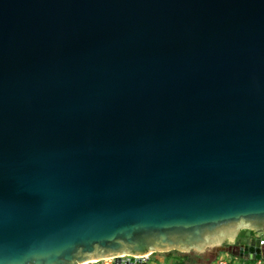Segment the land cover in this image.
Segmentation results:
<instances>
[{"label": "water", "instance_id": "95a60500", "mask_svg": "<svg viewBox=\"0 0 264 264\" xmlns=\"http://www.w3.org/2000/svg\"><path fill=\"white\" fill-rule=\"evenodd\" d=\"M261 238L264 0H0V264Z\"/></svg>", "mask_w": 264, "mask_h": 264}, {"label": "built area", "instance_id": "2783aa9c", "mask_svg": "<svg viewBox=\"0 0 264 264\" xmlns=\"http://www.w3.org/2000/svg\"><path fill=\"white\" fill-rule=\"evenodd\" d=\"M261 248H264V238L260 241ZM163 253H153L150 255H120L114 258L100 259L84 264H170L166 259L159 257ZM210 264H264V258L261 260H250L247 256L241 258L238 256H230L226 254L225 258H219Z\"/></svg>", "mask_w": 264, "mask_h": 264}, {"label": "rangeland", "instance_id": "374dc122", "mask_svg": "<svg viewBox=\"0 0 264 264\" xmlns=\"http://www.w3.org/2000/svg\"><path fill=\"white\" fill-rule=\"evenodd\" d=\"M159 257L161 259H166L167 263H170V264H173L175 262V258H177V257L185 258L186 262L188 264H204V263L208 264V263L211 262L210 259L207 262L204 261V260H200L199 254H197L195 251H191L189 253H181V252H178V251H173L171 253V257L169 256L168 253L160 254ZM225 257H226V255H223V256L219 255V258H225Z\"/></svg>", "mask_w": 264, "mask_h": 264}, {"label": "flooded vegetation", "instance_id": "af4514ba", "mask_svg": "<svg viewBox=\"0 0 264 264\" xmlns=\"http://www.w3.org/2000/svg\"><path fill=\"white\" fill-rule=\"evenodd\" d=\"M244 235H245V232H241L240 237L243 238ZM251 237H254V236L251 235ZM222 248H227L228 250L231 251V253H234V254H235V253H238V247H236V246H231V245L228 244V243H225V244L222 246ZM219 252H220V251H219L218 248H217V249H216V248H213V249L208 250L206 253H204V254H202V255H199V258H200V260H204V261L207 262L209 259L214 258V257L220 255Z\"/></svg>", "mask_w": 264, "mask_h": 264}, {"label": "trees", "instance_id": "16d2710c", "mask_svg": "<svg viewBox=\"0 0 264 264\" xmlns=\"http://www.w3.org/2000/svg\"><path fill=\"white\" fill-rule=\"evenodd\" d=\"M171 253L172 252L168 253L170 257H171ZM222 254H225V253H222ZM228 254H232V253L231 252H228ZM173 264H188V263L186 262V259L185 258H183V257H177V258H175V262Z\"/></svg>", "mask_w": 264, "mask_h": 264}, {"label": "crops", "instance_id": "0c3cea01", "mask_svg": "<svg viewBox=\"0 0 264 264\" xmlns=\"http://www.w3.org/2000/svg\"><path fill=\"white\" fill-rule=\"evenodd\" d=\"M226 254H227V255H230V256H234L236 253H235V254H228V253L222 254V253H220V255H222V256H223V255H226ZM235 256H236V255H235ZM213 259H214V260H213ZM218 259H219V255L216 256V257H214V258H212V259H210V261H211V262H214V261H217ZM211 262H210V263H211ZM210 263H208V264H210ZM204 264H206V263H204Z\"/></svg>", "mask_w": 264, "mask_h": 264}]
</instances>
